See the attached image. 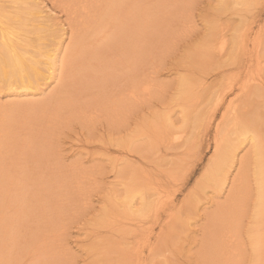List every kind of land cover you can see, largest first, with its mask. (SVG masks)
Instances as JSON below:
<instances>
[{
    "label": "rangeland",
    "instance_id": "374dc122",
    "mask_svg": "<svg viewBox=\"0 0 264 264\" xmlns=\"http://www.w3.org/2000/svg\"><path fill=\"white\" fill-rule=\"evenodd\" d=\"M9 1L0 4L9 14L20 15L27 4L23 10L38 12L40 18L21 14L24 24L37 18L31 22L38 25L25 24L26 37L22 32L20 37L54 48L56 69L54 78L30 91L0 87V111L9 121L0 141V264H264V203L256 206L255 143L247 140L256 134L264 149V0H26L22 7ZM141 10L142 51L138 41L131 47L135 33L127 36L124 50L112 47L114 37L129 27L121 26L125 13L134 18ZM109 59L121 61L118 78L106 77V69L99 72ZM94 61L100 78L94 76ZM140 61L152 79L147 99L136 97L138 103L113 111L103 108L105 90L124 81ZM85 89V97L91 92L101 101L87 115L72 104L57 117L36 111L50 107L52 97L65 101L72 92L78 99ZM215 121L226 127L218 135L223 145L234 141L237 148L223 189L214 185L223 173L208 174ZM168 130L172 133L164 135ZM43 135L52 151L48 177L55 194L50 192L48 227L40 219L42 226L37 222L32 228L18 218L16 201L41 175L44 156L34 147L44 144ZM64 178L72 183L65 185ZM242 178L244 204L234 215L238 229L229 231L230 217L223 215L228 189ZM60 180L65 186L58 194ZM144 185L166 198L158 200L155 192L149 197Z\"/></svg>",
    "mask_w": 264,
    "mask_h": 264
},
{
    "label": "bare ground",
    "instance_id": "6f19581e",
    "mask_svg": "<svg viewBox=\"0 0 264 264\" xmlns=\"http://www.w3.org/2000/svg\"><path fill=\"white\" fill-rule=\"evenodd\" d=\"M4 1V0H2ZM11 1V0H10ZM9 1V3H11ZM16 2L18 1L20 4V2H25L26 0H15ZM31 1V0H30ZM226 1V0H223V2ZM241 1V0H240ZM14 3L12 1L13 4H17V3ZM243 2V1H241ZM247 2V1H246ZM4 3H7L4 2ZM26 3V2H25ZM36 3V2H35ZM226 3V2H225ZM0 4H1V0H0ZM13 5V7L15 8V6L17 8H19L18 6L19 5ZM12 5V4H11ZM10 5V6H11ZM21 5V4H20ZM34 5V4H33ZM37 5V4H36ZM23 4L20 6L22 7ZM24 6H26V4H24ZM29 6V4H27V6L24 8H20L21 10V13H19L20 15H17L18 13H15V12H12L11 14H9L8 11V8L5 9L3 7L0 6V87L1 88H4V90H32V89H35L36 87L38 88V85L40 84V82L42 81L43 83V80H47V79H51V78H54L55 75H54V71L56 69V57H55V49L54 48H50L46 45L42 46L40 44V42L42 41H39V43H36L35 41H33V43L31 42L32 38L29 40L26 39V38H23V37H20V33L22 35L26 34L27 31L24 30V28L27 29V26L24 24V21L25 20H22V16L21 14L23 15V13H28L29 15L30 14H33L32 16L34 17H39L40 18V15H38V12L36 13L35 10L33 11L31 9V11L29 10L30 8H28V11H26L27 7ZM11 9H12V6H11ZM23 9H26V10H23ZM9 11H14V10H9ZM16 11V10H15ZM15 14V17L14 14ZM143 13V10H141L138 15H135L134 18L132 14H128L127 17H126V13H125V19L127 21L121 23V26L125 27V26H129L127 28H123L122 30H120V33H118L114 38H117L115 39L114 41H111L110 45L112 47H120L118 48L117 50H124L128 45H129V40H128V35H132V34H137V40L136 41H133L131 43V47H134L136 45V42L138 41V46H139V49L140 51H142V48L144 46V42H145V23L142 22L143 20L141 19L142 17H140V15H142ZM28 14H24L26 16H28V18L31 16H29ZM37 14V15H36ZM13 15V16H12ZM23 15V16H24ZM36 15V16H35ZM43 17V16H42ZM33 19L34 21L37 19ZM31 19V18H30ZM29 19V20H30ZM31 19V21H32ZM43 19V18H42ZM28 20V19H27ZM40 19H38L39 21ZM29 21L30 23H28L27 25L29 26V24H33L35 22H31ZM131 21H134L136 22V24L134 26H131V25H127L128 23H130ZM16 22L15 26L13 25L14 23ZM18 22V23H17ZM40 22V21H39ZM43 22V21H41ZM47 22V21H46ZM30 25V26H31ZM35 25V24H33ZM38 24H36L35 26H37ZM40 25V24H39ZM24 26V28H23ZM32 27V26H31ZM41 27V28H40ZM38 28L42 29V25L38 26ZM37 28V30H38ZM29 29V27H28ZM27 29V30H28ZM32 29H36V27L34 28V26L32 27ZM30 29V30H32ZM61 29V28H60ZM25 31V32H24ZM35 31V30H34ZM124 31H127L129 34H125L123 33ZM29 32V31H28ZM38 33V32H37ZM212 33V32H211ZM29 34V33H28ZM41 33L39 32L38 35H40ZM21 35V36H22ZM220 35V34H219ZM26 37V35H24ZM44 36V35H43ZM41 37V36H40ZM223 38V36H221ZM220 37V38H221ZM37 38V37H36ZM39 38V37H38ZM43 38V37H41ZM40 38V39H41ZM39 39V40H40ZM262 39V38H261ZM44 40V39H43ZM215 40V39H214ZM263 40V39H262ZM46 41V40H45ZM44 41V42H45ZM218 41V40H216ZM221 42L223 41L220 40ZM264 41V40H263ZM35 42V44H34ZM220 42V44H221ZM49 43V42H48ZM209 44V43H208ZM214 44V43H213ZM224 44V43H223ZM227 45V44H226ZM259 45V44H258ZM204 46V45H203ZM222 46V44L220 45ZM207 47V46H205ZM263 47V46H262ZM219 49V48H218ZM222 50V49H220ZM264 53V52H263ZM97 54V53H96ZM225 54V53H224ZM263 57V56H262ZM100 58H102L100 56V53L95 56V60L98 61L97 59L100 60ZM256 60H257V64H261V62L259 61V57L256 56ZM250 61V60H249ZM239 62V61H238ZM248 62V61H247ZM102 64H104V62H101ZM223 63V62H222ZM232 64V63H231ZM245 64V63H244ZM251 64V63H250ZM115 65V66H114ZM121 65V61L120 60H117V59H109V61H107V64H104V65H101L99 67V72L103 71L104 69H106L108 72L104 73L106 75V77H108L110 79L113 78V77H116L118 78L119 75L117 74L119 69L116 68L117 66H120ZM238 65V64H237ZM253 65V64H252ZM93 66H95L94 68V72H95V77H101V76H97L96 73H98V62H95L93 63ZM143 62L140 61V64H139V67L137 68L136 71H134L133 73H125V77L126 79H124V81L120 82V80H116V82H114V84H116V86L113 88V89H109L108 91L105 90L103 92H105V94H102L104 95V101H100L99 97L98 96H91V92L89 93V96L88 98H91L94 97V99L92 100H89L87 97H85L86 95H84L85 93L87 94L89 90L86 91L85 89V92L81 95V94H78L80 95V98L78 96V99L77 94L74 95V93L71 95L70 93V96H72L73 98H69L65 101H61V98H56V97H52L53 99L55 98L54 101L50 100L51 103L48 105L50 107H46V106H41L39 107L36 111L41 113V115L43 117H46V116H49L50 114H52L53 116L57 117L61 114V112L63 110H67L66 107H67V104H72L70 106H74L75 109H79V113L81 114L82 110H84L83 113H86V115L88 114L87 112L89 111H92L91 108H94L95 109V106H99L98 104L101 102V106L103 108H106L107 110H110V111H113L115 109H118L120 107H125L124 105H126L127 103H130L132 100H134L136 97L137 99L138 98H145L144 95L147 94L149 95V92H150V88L152 87V82H150L149 78L151 79V76L148 78L146 76V73L144 71V68L143 67ZM232 66V65H231ZM241 66V65H240ZM251 66V65H250ZM249 68V67H248ZM245 70V69H244ZM89 72V71H88ZM105 72V71H104ZM239 72V71H238ZM87 73V71H86ZM90 73V72H89ZM102 75L103 72H101ZM149 75V74H147ZM89 76V75H88ZM146 76V77H145ZM105 77V76H104ZM103 78V77H102ZM123 78V77H122ZM107 79V78H106ZM261 80V78H258ZM114 80V79H113ZM152 80V79H151ZM94 81V80H92ZM254 81V80H252ZM91 82V81H90ZM100 82V81H98ZM107 82V81H106ZM258 82V81H256ZM41 83V84H42ZM103 83V82H102ZM123 83V84H122ZM184 83V82H183ZM91 84H95L93 82H91ZM96 85V84H95ZM98 85L101 86V84L98 83ZM98 85L96 86V88L98 87ZM104 85V83H103ZM113 85V84H112ZM186 85V84H185ZM184 85V86H185ZM258 85V84H257ZM64 86V85H63ZM94 86V85H93ZM100 89H102V87H100ZM92 87V86H90ZM227 87V86H226ZM229 87H232V86H229ZM86 88H89V85H87ZM186 88V86H185ZM184 88V89H185ZM98 89V88H97ZM183 89V88H182ZM230 89V88H227V90ZM78 90V89H77ZM95 90V88H94ZM149 90V92H147ZM248 90V89H247ZM92 91V90H91ZM97 91V90H96ZM254 91V90H253ZM65 92V91H64ZM79 92V91H77ZM93 92V91H92ZM248 92V91H247ZM251 93V91H249ZM80 93V92H79ZM94 93V92H93ZM97 94V92H95ZM94 93V94H95ZM151 93V92H150ZM74 95V96H73ZM139 95V96H138ZM215 95V94H214ZM221 96H222V93H221ZM87 99H85V98ZM101 97V96H100ZM206 97V96H205ZM211 97V96H209ZM65 98H67V96H65ZM101 98V99H102ZM216 98V97H215ZM76 99V100H75ZM136 99V100H137ZM139 99V101H140ZM147 99V98H145ZM207 99V98H206ZM220 99H222V97H220ZM75 100V101H73ZM142 100V99H141ZM216 103L219 102L218 99H216ZM73 101V102H72ZM135 101V100H134ZM215 103V100H212V97H211V102ZM233 101V100H232ZM136 102V101H135ZM144 102V101H143ZM141 102V103H143ZM230 102V101H228ZM66 103V104H65ZM138 103V101L136 102ZM220 103H222L220 101ZM228 104V103H227ZM213 106V104H211ZM215 106V104H214ZM213 106V107H214ZM228 106V105H227ZM231 106V105H229ZM77 107V108H76ZM217 107V106H216ZM215 108V107H214ZM69 109V108H68ZM82 109V110H81ZM91 109V110H90ZM232 109V107H231ZM48 110H50L48 112ZM81 110V111H80ZM209 110V109H208ZM211 110V109H210ZM233 110V109H232ZM68 111V110H67ZM74 112V110H72ZM77 111V110H76ZM96 111V110H95ZM213 111V110H212ZM77 112V113H78ZM227 112V111H226ZM243 112H246V111H243ZM208 113V112H207ZM207 113H203V114H207ZM230 113V112H228ZM237 113V112H236ZM248 112H246L247 114ZM79 114V115H80ZM233 114V113H232ZM235 114V113H234ZM245 114V113H244ZM245 114V115H246ZM212 115V114H211ZM223 115V114H222ZM243 115V114H242ZM202 116V115H201ZM232 116V115H231ZM237 116V114L235 115V117ZM85 118H87L88 116H84ZM90 117V116H89ZM199 116H197V119H198ZM230 117V116H228ZM234 117V116H233ZM83 118V117H82ZM92 118V117H91ZM90 118V119H91ZM201 117H199L200 119ZM203 118V117H202ZM205 118V117H204ZM248 118V117H247ZM223 119V118H222ZM230 119V118H229ZM238 119V118H237ZM249 119V118H248ZM89 120V119H88ZM87 120V121H88ZM201 120V119H200ZM206 120V119H205ZM251 119H249L250 121ZM85 121V120H84ZM90 121V120H89ZM224 121V120H223ZM253 122V119L251 120ZM8 122L9 121H6V118L4 116V114L0 111V141H2L3 139V136L5 133H7L8 131ZM195 122V121H194ZM211 122V121H210ZM213 122V121H212ZM220 122H222V120H220ZM218 121V123H216L215 121V128H214V143H215V146H214V159L211 160V163H210V172H208V174H211L213 175L212 173H214V175H216L217 177L220 176L222 173H223V177H218L219 179V183L217 182H214V185H218L220 186L222 189L223 187L225 186V184L227 183L228 184V180L225 176L224 178V175L227 174L228 172V166L234 162V158L231 157V155H233L232 153L237 149L236 148V145H235V142L234 141H229L227 140V143L228 145H223V142L221 141V138L219 135L220 131L223 130L221 127H225V126H221ZM235 122V121H234ZM240 122H244V121H240ZM246 122V121H245ZM239 123V122H238ZM248 123V122H247ZM246 123V124H247ZM254 123V122H253ZM199 124V123H198ZM240 124V123H239ZM227 125H229L227 123ZM240 125H243V124H240ZM209 126V125H208ZM214 126V125H213ZM250 126V124H249ZM246 125L247 129H250V127ZM205 127V126H204ZM238 127V126H237ZM208 128V127H207ZM226 128V127H225ZM232 128V127H231ZM244 128V127H243ZM228 129V128H227ZM233 129V128H232ZM207 130V129H206ZM210 130V129H209ZM231 130V129H230ZM240 130V129H238ZM251 132L253 133V129H250ZM255 130V129H254ZM234 131V130H233ZM233 131H230V132H233ZM247 131V130H246ZM244 130V132H246ZM249 131V130H248ZM240 132V131H239ZM243 132V130L241 131ZM240 132V133H241ZM243 132V133H244ZM168 133H172L170 132L169 130L167 131V133H165L164 135H167ZM176 133V132H175ZM207 133V132H206ZM228 133V132H227ZM242 133V134H243ZM255 133V132H254ZM234 134V133H233ZM247 134V133H246ZM244 134V136L246 135ZM171 135V134H170ZM175 135V134H174ZM178 135V134H177ZM174 136L173 138L177 140L178 136ZM232 135V134H231ZM237 136V134H235ZM190 136V135H189ZM248 136V135H247ZM256 134H253V135H250L247 140L249 139V141H253V144H254V149H255V153H256V165L258 166V172L256 174V206L257 204H263L264 203V170L262 169V165L264 164V157L262 154H264V149H262V146L259 144L260 141L258 142V139L256 140L255 138ZM171 137V136H170ZM219 137V138H217ZM234 137V136H233ZM164 138V137H163ZM167 137L165 136V141L167 140L166 139ZM171 138V139H173ZM235 138V137H234ZM159 139V138H158ZM173 139V140H174ZM179 139V138H178ZM239 138L237 137V140ZM241 139V138H240ZM239 139V140H240ZM170 141V139H168ZM168 140H167V143H168ZM175 140V141H176ZM236 140V141H237ZM41 141L44 143V144H40L38 147H34V149H37L38 152L40 154H42V156H44V164H43V167H41V175L37 178H34L33 179V185H34V188L32 187L30 190L26 191L24 193V196L17 200L16 203H17V206H18V218L21 219L24 218V220H26L28 223L32 224V228L35 227L36 225H34V223L36 224L37 222V226H47V219H48V209L49 207H51L50 205L53 204V202L51 203V199L53 197V195L55 193H53L54 191L51 190L53 189L52 187H50V183L52 181H54L52 179H50V177H48V174L50 175V167H49V155H51L52 151L51 149H49V147L46 145V141H47V137L45 135H43L41 137ZM231 142V143H230ZM234 142V143H233ZM243 142V141H242ZM245 142V140H244ZM180 143V142H179ZM226 143V144H227ZM252 143V142H251ZM170 144V143H168ZM234 144V145H232ZM262 144V143H261ZM239 147V146H237ZM264 147V146H263ZM170 148V147H169ZM173 149V148H171ZM175 149V148H174ZM254 153V152H253ZM236 158V156H235ZM33 160V158H32ZM241 164H243V160L241 161ZM244 165H242L243 167ZM241 167V166H240ZM239 167V168H240ZM242 169V168H241ZM256 169V168H255ZM58 173H61L59 172L58 170ZM226 173V174H225ZM57 174V173H56ZM63 173H61L60 175H62ZM68 174V173H67ZM70 177V175H67ZM65 177V175H64ZM69 177H67L69 179ZM75 177V176H74ZM172 178V177H171ZM244 178V177H243ZM243 178L241 181L238 180V184H235V189H233V185L232 183L230 184V187L228 189V196H229V202L227 203L228 204V210H226L223 215H229L230 219L227 221L228 222V227H229V231L230 230H236L237 231V226H238V222H239V217H236L234 218V215L236 214V212H241V209L243 207H241L242 203H243V195H242V190L244 189V187L242 188L244 182H243ZM65 179V178H64ZM71 180V178L69 179ZM73 180V179H72ZM180 180V179H179ZM65 181H67L65 179ZM169 181V180H168ZM177 181V180H176ZM72 181L68 182L65 184V185H69L71 184ZM59 184V186H58ZM79 184V183H78ZM207 184V183H206ZM209 184V183H208ZM56 185V184H55ZM63 185H64V181L63 180H60L58 181L57 183V189L59 191L57 192L59 194V192H61V189H63ZM64 185V186H65ZM145 186H147L148 188H146ZM211 186V184H210ZM56 187V186H55ZM143 187H145V191L146 193H150L148 194V196L150 197L155 195L153 194L155 192V190L153 191V193H151L150 191H152L151 189L152 188H149L148 185H144ZM216 187V186H215ZM136 188V187H135ZM158 187H156V190H159L157 189ZM147 189H148V192H147ZM154 189V188H153ZM55 190V189H54ZM150 190V191H149ZM162 190V189H161ZM159 190V191H161ZM133 191H137V190H133ZM53 193V195L51 193ZM128 192V191H127ZM132 192V191H131ZM163 192V191H162ZM176 192V191H175ZM1 191H0V196H1ZM62 193H64V191H62ZM140 193V191H139ZM156 193V196H157V199L159 200L160 198H164L165 196L161 197L159 196V194L161 192H155ZM134 194V193H133ZM153 194V195H152ZM52 195V197H51ZM57 195V194H56ZM55 195V196H56ZM54 196V197H55ZM61 196V195H60ZM143 197V196H142ZM141 197V198H142ZM155 197V196H154ZM169 197V196H168ZM172 197V196H171ZM132 198V197H130ZM166 198V197H165ZM146 199V198H145ZM154 199V198H153ZM144 201V199H142ZM140 200V201H142ZM152 200V199H151ZM161 200V199H160ZM166 200V199H165ZM169 200V199H168ZM164 202V200H162ZM161 201V203H162ZM149 203L152 202V201H148ZM147 201H145V204H147L146 206H148V203ZM155 202H156V199H155ZM37 203V204H36ZM51 203V204H50ZM125 203V202H124ZM127 203H130V202H127L126 201V204L125 206L127 205ZM132 203V202H131ZM130 203V206L133 207V205H131ZM158 203V202H157ZM244 204V203H243ZM159 205V203H158ZM129 206V205H128ZM145 206V205H143ZM155 206V205H154ZM130 208L129 209H132L133 208ZM161 207V206H160ZM259 207V206H257ZM124 208V207H123ZM127 208V207H125ZM128 209V208H127ZM126 209V210H127ZM261 209V208H259ZM263 210V209H262ZM128 212H130L129 210H127ZM125 211V212H127ZM258 211V210H257ZM260 211V210H259ZM261 213V212H260ZM131 214V213H130ZM260 215V214H259ZM259 215H257V217H259ZM47 216V218H46ZM240 216V215H239ZM224 217V216H223ZM227 217V216H226ZM234 218V219H233ZM40 219H43L41 221L42 225H40L41 223L39 222ZM36 226V227H37ZM48 227V226H47ZM46 227V229H47ZM31 229V228H30ZM44 230V229H43ZM48 230V229H47ZM37 231V229H36ZM38 233V232H36ZM224 237V236H223ZM225 239H227L225 237ZM224 239V240H225ZM234 256L233 254H231L230 257ZM228 259V258H227ZM231 259V258H229ZM39 261V260H38Z\"/></svg>",
    "mask_w": 264,
    "mask_h": 264
}]
</instances>
